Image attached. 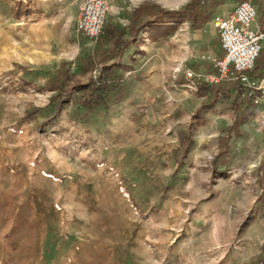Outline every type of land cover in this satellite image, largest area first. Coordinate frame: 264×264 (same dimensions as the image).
<instances>
[{"label": "rangeland", "instance_id": "rangeland-1", "mask_svg": "<svg viewBox=\"0 0 264 264\" xmlns=\"http://www.w3.org/2000/svg\"><path fill=\"white\" fill-rule=\"evenodd\" d=\"M105 1L104 28H127L144 4L190 2ZM82 2L0 0V264H252L264 244V90L242 134L227 135L229 108L192 117L203 99L185 71L199 74L197 65L151 45L131 66L129 44L120 103L88 121L69 105L40 129L48 79L62 62L78 72L97 42L76 30ZM50 3L47 21L25 15ZM254 4L260 28L264 0ZM224 147L228 167L215 174Z\"/></svg>", "mask_w": 264, "mask_h": 264}, {"label": "trees", "instance_id": "trees-1", "mask_svg": "<svg viewBox=\"0 0 264 264\" xmlns=\"http://www.w3.org/2000/svg\"><path fill=\"white\" fill-rule=\"evenodd\" d=\"M215 6L216 3L212 0H190L178 10H165L151 4H144L133 13L127 28L106 25L93 51L79 60L78 72L72 73L67 68L71 66L62 62L58 71L48 79L46 89L53 91L54 94L46 108L40 111L46 114V120L40 129L54 126L59 115L69 105L75 107L78 120L88 121L95 110L100 108L106 110L120 103L126 96L125 77L120 71L122 68L120 59L128 45L137 41L138 34L147 28L154 27L162 20L188 21L191 29H199L210 19ZM260 26L264 31L263 22ZM263 70L264 52H261L255 61L253 71L249 74L257 73L261 76ZM93 71L97 74L92 75ZM197 93L203 97V101L193 111V118L201 119L212 109L227 107L234 112L235 121L225 130L226 134L230 135L231 132L236 135L242 134L239 127L245 123L253 102L250 92L240 82L233 81L213 87L201 83L197 87ZM255 94L260 95L258 92ZM224 149L225 147L212 161V170L215 174L224 172L228 167L229 160L226 158ZM182 164V161L179 162L176 174L180 171ZM252 264H264V244L260 255Z\"/></svg>", "mask_w": 264, "mask_h": 264}, {"label": "built area", "instance_id": "built-area-1", "mask_svg": "<svg viewBox=\"0 0 264 264\" xmlns=\"http://www.w3.org/2000/svg\"><path fill=\"white\" fill-rule=\"evenodd\" d=\"M108 9L105 0H83L81 3L76 30L86 38L87 45H93L102 33ZM256 19L254 0H238L227 16L217 15L212 19L224 54L221 58H208L212 70L210 73L185 71L186 77L191 80L189 88L197 91L194 79L206 85L238 81L250 92L252 102L258 104L260 99L255 93L264 90V79L258 81L249 76L264 41V32L255 25Z\"/></svg>", "mask_w": 264, "mask_h": 264}, {"label": "crops", "instance_id": "crops-1", "mask_svg": "<svg viewBox=\"0 0 264 264\" xmlns=\"http://www.w3.org/2000/svg\"><path fill=\"white\" fill-rule=\"evenodd\" d=\"M43 1L46 2L52 0ZM237 2L238 0H220L219 2H215L216 6L210 19L199 29H190V23L188 21L170 22L169 20H162L154 27L147 28L138 34L137 41L132 45V50H134V52L130 55V65L134 66L138 58H144L147 54L153 51L154 48H152L151 45H158L156 50L160 51V53L167 57L168 60L170 58L172 61L178 63V66H180V64L191 63L194 66H198V69L201 71L200 73L212 72L210 68L206 71L203 65L211 67L208 58H221L224 54L219 35L217 37L218 32L212 24V19L217 15L227 16L235 8ZM39 13L40 16H42L40 21H47V17L51 19V3L48 6H43V8H36L33 11L29 10L25 15L27 17H38L39 19ZM174 54L176 55L174 56ZM120 64L121 66L123 65L122 57L120 59ZM249 75L253 79L260 81L264 79V70L261 72V76H258L257 73ZM198 85L199 84H197V87ZM207 86L213 87L215 85ZM201 98L203 99V97Z\"/></svg>", "mask_w": 264, "mask_h": 264}]
</instances>
